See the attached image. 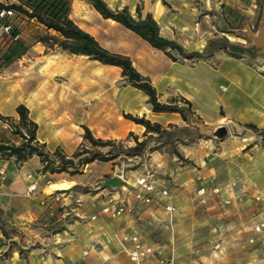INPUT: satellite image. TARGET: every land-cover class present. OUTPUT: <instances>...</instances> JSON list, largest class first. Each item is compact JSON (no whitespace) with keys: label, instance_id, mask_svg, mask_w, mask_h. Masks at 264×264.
Returning <instances> with one entry per match:
<instances>
[{"label":"crops","instance_id":"crops-1","mask_svg":"<svg viewBox=\"0 0 264 264\" xmlns=\"http://www.w3.org/2000/svg\"><path fill=\"white\" fill-rule=\"evenodd\" d=\"M105 1L112 9L126 6L132 13L140 0ZM249 1L202 0V3L204 8L212 6L218 8L219 4L226 2L232 10L238 7L248 8L250 12H253L251 7H255V4H244ZM188 2V0L179 2L178 9L179 12L182 11V18H177L170 8L164 6L163 0H141L142 17L148 13L151 14L160 26V34L168 39H173V37L166 32L165 27L171 23L176 24L182 30L193 31L196 39L192 41L184 39L180 43L187 48V51H202L213 37L212 28L214 27H209L202 34L199 28L196 33V27L189 26L188 28L186 26L188 24H185V17L193 14V4ZM112 22L115 21L112 20ZM30 23H33L35 28H41L33 19L25 23L24 20L14 21L20 38ZM85 30L94 36L90 30ZM130 32L135 38L136 46L131 50L125 49L120 54L129 56L136 70L149 78L161 102H167L170 97L177 94L184 96L192 103L193 110L200 116L205 127L212 128L213 131L229 127L237 130L241 132L240 135L235 136L241 151L244 152L252 144L254 146L249 150L250 152L255 150L262 135L248 128L247 124H254L264 129V75L261 73L259 64L256 63L264 56V20L261 21L260 27L252 38L251 45L255 44L261 48L260 55L254 59L249 56L236 58L224 50H218L206 60L192 61L180 58L179 61H172L161 50L154 48L132 31ZM39 43L32 44L29 50L37 47L36 44L39 45ZM100 66L108 68L115 74L119 68L106 64H100ZM36 68L37 58L35 59ZM119 70L118 78L121 79V69ZM3 72L0 73V114L17 117L16 106L21 102L25 104L29 109L30 118L38 125L37 140L45 143L47 150L51 152L59 148L67 155L73 154L84 142L82 137L84 130L81 125L88 126L95 137L118 138L127 141L128 144H134V140L129 138L130 132L136 135L138 140L145 138L144 126L124 118L123 112L145 116L150 121L164 126L187 125L177 112H153L148 97L143 91L130 85L123 92L121 86H116V77H113L112 86L107 95L104 92L98 102L97 120H92L89 107H84L82 103H75L67 89L54 87L48 91L36 85L33 90L27 91L24 90L25 85L22 82L3 78ZM48 93H50L49 96H47ZM16 94L24 95V100L13 101L12 96ZM94 121H98L96 126L92 124ZM153 145L155 143L151 142L149 146ZM211 146L213 144L210 138L177 142L176 148L184 159L183 161L175 154L163 150H148L142 157H135L139 159V162L136 169L128 171L131 172L130 176H138L151 169L155 174L157 185L169 189L168 199H161L150 205L134 203V205H129L125 213L119 217L101 214L99 210L102 202H98L97 210L90 214L86 212L84 214L86 221L82 225L71 224L69 234L61 235L62 241L51 244L49 251H47L48 245H45L47 248L31 250L26 257H21L17 251H13L7 259L0 260V264H131L115 234L132 231H137L142 241L146 243L159 244L158 248L164 254L172 250L175 262L184 264L178 260L173 247L174 239L170 232L172 229L167 228L162 215V205L168 201L175 204L178 210L182 203L191 202V210L188 214L197 216L199 222L209 223L210 232H217L216 237L221 239L219 245L226 246L230 253L233 250L242 249L239 264H264V246L259 244L257 248V246L248 245V238L240 240L238 231L242 230L240 227L242 224L234 226L232 222L238 214L235 207L231 205L232 198L237 193L222 189L218 195L210 191V186L219 185L217 175L219 161H215L219 159L217 156L220 154L210 149ZM213 158L216 160L212 161ZM108 162L102 163L108 164ZM95 164L96 162H91L88 165L95 166ZM42 166L43 164L36 155L22 163H17L14 158H0V226L12 225L23 229L26 222L41 216L43 194L36 195V193L39 192L38 190L45 191L48 187L43 179H39V177H46L47 174H42ZM108 167L110 169L112 165ZM29 174L32 175L31 178H27ZM70 177V183L74 184V175ZM99 177L101 176L96 178ZM131 179H129L130 183ZM30 181H34L38 188L37 192L32 194L28 191ZM202 181L209 188L203 196L197 193V188ZM254 182L256 184V181ZM50 183L55 185L51 186L55 189L68 185L58 181ZM71 184L68 187L72 186ZM107 191L109 190H101L96 195H105ZM229 198L231 202H225ZM93 215L96 218L91 220ZM239 215L243 218L248 217V214ZM243 230L247 231L246 224ZM248 235L251 236V232L246 233V237ZM0 238H3L1 229ZM54 239L51 237V240ZM224 260L227 261L225 264L237 262L232 255Z\"/></svg>","mask_w":264,"mask_h":264},{"label":"rangeland","instance_id":"rangeland-1","mask_svg":"<svg viewBox=\"0 0 264 264\" xmlns=\"http://www.w3.org/2000/svg\"><path fill=\"white\" fill-rule=\"evenodd\" d=\"M71 1L72 19L82 28L90 30L99 43L110 52L122 53L123 50H131L136 46L135 38H133L130 30L112 22L111 19H104L86 0ZM164 1L167 3L164 6L170 8L177 18H182V11L179 12L178 9L179 2L182 0ZM188 1L193 4V14L185 17V24H188L186 26L188 28L189 26L196 27L195 33L198 32V28L199 30L201 29L200 34L205 33L204 31L209 29V27H214V29L212 28L214 34L211 39L227 37L233 43L250 46L253 42L254 34L261 25V21L264 20V0H250L251 3L250 1L244 3L245 5L255 4V7H251L253 12H250L248 8L238 7L232 10V7H228L226 2L219 4L220 7L218 8L213 6L204 8L202 0ZM9 3H17V1L0 0V4ZM141 5L140 0L137 3V7L140 8L142 15ZM132 14L137 16L136 8ZM16 18L17 14L13 17V20ZM18 20H24V23L29 21L22 15H18ZM165 30L179 44L184 39L186 41L196 39L193 31L182 30V28L173 23L165 27ZM42 32V29L35 28L33 23H30L27 25L21 39L30 48L32 44H35L36 38ZM9 41V35H0V56L4 53L5 46ZM36 45L37 47H32L30 50L28 48L25 54L7 66L3 70L4 72L2 71L3 78L14 82H22L25 85L24 90L27 91L33 90L36 85L48 91H51L54 87H61L63 90L67 89L75 103H82L84 107H89L90 118L92 119L93 117L92 120H97L98 111H96V107L104 92L106 95L109 92L113 77H116V86H121L123 92L125 88L130 86L125 77L121 75V79L118 78L120 68L116 70L115 74L113 71H109L108 68L100 66V62L91 60L87 56L72 55L55 46L47 48L42 43ZM184 48L187 50L186 47ZM36 58L37 68L35 69ZM256 63L259 64L260 70L264 71V56ZM23 96L16 94L12 96V100H24ZM97 123L98 121H94L92 124L96 126ZM198 124L202 127L205 134L210 136L212 132L210 139L213 146L210 149L220 153L217 156L219 157L218 160L212 159V161L216 160L215 162L219 161L217 163L219 185L227 192L237 193L232 198L231 205L235 207L238 213L236 214V219L232 221L234 226L242 224L240 226L242 230L238 231L239 239L245 240V238H248V245L259 248L260 243L253 244L249 242V239L253 235V225L264 216V204H259L254 198L256 193L264 195V137L262 136L261 140L257 142L258 145L253 152H250L249 149L254 144L251 147L248 146L243 152L238 142H236L237 137H235L240 135L241 132L229 127L226 129L227 133L222 135L225 136L224 140L218 141V138L222 136L218 135L217 129L213 131L212 128L204 127L200 121H198ZM10 125L12 126L14 123L0 120V130L4 131V135L11 140L20 142V137L9 131ZM115 139L120 140L118 138ZM83 143L90 147L88 142L84 141ZM124 144L133 145V143L128 144L127 141H124ZM165 148L168 149L170 147ZM106 149L102 148V151ZM93 162H96L95 166H90L88 163L82 166L78 173L73 174L74 184H71L73 182L70 183V176L73 175L68 171L56 169L55 172H44L41 168L42 174H47L46 177H39V179H43L44 184L48 185L45 191L38 190L39 192L36 193V195L39 193L43 194L41 198L43 214L41 213V216H38L37 219L26 222L23 229H19L17 226L4 225L9 237L5 238L4 242L11 243L12 249L34 250L48 247L47 251H49L51 244L54 245L62 241L61 235L69 234L71 224L82 225L86 221L84 214L86 212L90 214V212L97 210V204L103 198V194H96L103 190L101 189L103 183L117 176L114 174H119L122 170L129 178L134 177L130 176L131 172L128 171L137 168L139 159L135 157L129 159L115 158L109 160L108 164L102 163L107 161L100 160ZM75 163H78V159H75ZM108 165H112V167L109 169ZM85 168H90L91 171H84ZM69 171H74V168ZM98 176L101 177L96 178ZM53 181L65 182L72 186L68 187L67 185L64 188L55 189L51 187L55 186L50 183ZM254 181H256V184ZM37 189L36 187L35 190L30 191V194L37 192ZM77 200L78 202H76ZM191 205V202L182 203L180 210H177L179 213H176L172 231H170L174 239L173 247L178 255V260L184 264H225L227 261L225 262L224 259L232 255L233 259L238 263L233 262L230 264H239L242 249L239 248L230 253L226 246L219 245L221 239L216 237L217 232H210L209 223L199 222L197 216L188 214L191 210ZM241 213L248 214V217H240L239 214ZM245 224L247 231L243 230ZM218 228L217 230L219 231ZM249 232H251V236L248 235L246 237V233ZM51 237L55 239L51 240ZM216 244L219 246L216 247ZM45 245L48 246L46 247ZM7 248L8 245L0 247V256ZM175 264L177 263L175 262Z\"/></svg>","mask_w":264,"mask_h":264},{"label":"trees","instance_id":"trees-1","mask_svg":"<svg viewBox=\"0 0 264 264\" xmlns=\"http://www.w3.org/2000/svg\"><path fill=\"white\" fill-rule=\"evenodd\" d=\"M86 1L104 19H111L132 31L154 48L161 50L172 61H179L180 58L192 61L206 60L218 50H224L236 58L249 56L254 59L261 53V48L255 44L250 46L239 45L233 43L227 37L209 40L202 51H187L175 40L162 36L157 21L149 13L142 17L141 10L138 7H136L137 16H134L126 6L112 9L105 0ZM163 3L167 5L164 0ZM5 6V4H0V7ZM6 7L12 8L17 14L15 20H18V15H22L27 20L33 19L41 26L39 29H42L43 32L39 34L35 42H40L47 48L55 46L69 54L84 55L101 64L119 67L128 84L147 95L153 112H177L187 125L169 124L164 126L158 122L150 121L145 116L123 112L124 118L144 126L145 138L138 140V137L130 132L129 138L131 137L134 140V144L125 145L123 140L95 137L88 126L81 125L84 130L83 140L88 142L90 147L81 143L77 150L69 156L59 148L51 152L47 150L45 143L37 140L38 125L30 118L27 106L20 103L15 108L17 117L0 114L1 121L14 123V125L9 126V131L18 135L21 139L20 142L11 140L4 135V131L0 130L1 159L14 158L17 163H22L36 155L43 164L42 171L55 172L58 169L59 171H68L73 175L78 173L82 166L95 160L109 161L115 158L142 157L148 150H163L182 159L176 148L177 142L211 138L203 132L202 127L198 124V121H200L205 127L200 116L193 110L192 103L187 98L177 94L170 97L167 102H161L149 78L136 70L129 56L110 52L99 43L95 36L80 27L71 17V0H18L17 3H12ZM18 31L13 22L10 34L13 35ZM9 37L10 41L6 44L4 53L0 56V73L15 59L25 54L29 48L20 36L16 40H12L11 36ZM261 73L264 75V71H261ZM247 127L264 137V129H260L254 124H247ZM224 138L225 136H222L218 138V141H222ZM151 142L155 143L152 147L149 146ZM168 146L170 148L166 149L165 147ZM102 148L107 149L102 151ZM75 159H78V163H75ZM71 168H74V171H69ZM0 229L3 235V238H0V247L8 245V248L1 253L0 260L7 259L13 251H17L21 257H26L31 250L12 249L11 243L4 242V238H9L6 229L2 226H0Z\"/></svg>","mask_w":264,"mask_h":264},{"label":"built area","instance_id":"built-area-1","mask_svg":"<svg viewBox=\"0 0 264 264\" xmlns=\"http://www.w3.org/2000/svg\"><path fill=\"white\" fill-rule=\"evenodd\" d=\"M10 4L12 3L5 5L8 6ZM6 6L0 7V35H9L12 40H16L19 38V34H10L15 12L12 8ZM84 171L90 172L91 169L85 168ZM31 176L32 175L29 174L27 178H31ZM117 176L122 179V184L111 189L106 188L105 190L109 191H107L99 201L100 203L102 202L99 212L103 215L119 217L125 213L129 205H134V203L150 205L155 201L168 199L170 197V192L167 187H160L157 185L155 174L151 169H148L138 176L131 177V183L129 182L130 178L126 175L124 170L117 174ZM35 188L36 183L30 181L28 184V191H33ZM208 189L206 183L202 181L197 188V193L203 196ZM222 189L224 188L218 184L210 186V191L213 194L219 195ZM254 198L257 202L264 204V195L262 193H256ZM76 202H78V200ZM225 202L230 203L231 199H226ZM162 207V215L166 221V226L171 230L178 208L169 201L165 202ZM95 218V215L91 216V220ZM252 231L253 235L250 237L249 242L253 244L260 243L261 246H264V217L253 225ZM115 236L122 250L128 256L131 264H175L172 250L168 251L166 254L162 253L161 249L158 248L159 244L142 241L137 231L115 234ZM218 246L219 245L216 244V247Z\"/></svg>","mask_w":264,"mask_h":264},{"label":"water","instance_id":"water-1","mask_svg":"<svg viewBox=\"0 0 264 264\" xmlns=\"http://www.w3.org/2000/svg\"><path fill=\"white\" fill-rule=\"evenodd\" d=\"M218 135L222 136L227 133L225 128H218L217 129ZM122 179L118 176L112 177L111 179L107 180L105 183L101 185V189H111L113 187H118L122 184Z\"/></svg>","mask_w":264,"mask_h":264}]
</instances>
